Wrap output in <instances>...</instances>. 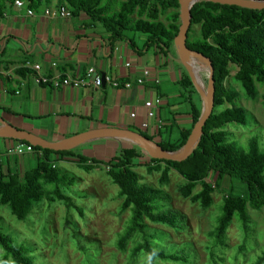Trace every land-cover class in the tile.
Returning <instances> with one entry per match:
<instances>
[{
  "label": "trees",
  "instance_id": "16d2710c",
  "mask_svg": "<svg viewBox=\"0 0 264 264\" xmlns=\"http://www.w3.org/2000/svg\"><path fill=\"white\" fill-rule=\"evenodd\" d=\"M24 1L31 7L41 8L51 0ZM112 3L115 1L60 0V5L67 6L73 15L84 12L93 21L101 23L111 33L112 42L125 39V33L131 31L148 35L147 47L158 46L164 53L174 44L181 26L179 0H121L118 12L113 11ZM169 9L175 12L170 16L173 24L167 27L159 19ZM191 15L187 45L190 50L211 60L215 71L216 98L214 112L204 128L198 148L186 161L156 160L137 145L120 149L108 162L77 155L73 150L55 152L34 147L42 152L34 169L22 175L0 174V205L9 208L19 221L27 220L35 206L44 200L62 202L70 209L74 207L73 198L63 193L62 186L69 188L73 182L63 178L55 162H76L88 173L105 166L119 189V196L124 199L122 211L131 212V221L117 241L118 249L126 253L129 245L133 244L132 258L145 255L149 264H157V261L185 263V251H168L155 245L154 241L160 236L156 230L150 231L146 224L149 220L176 231H184L187 227L186 217L168 208L170 197L162 189L141 182L136 168L145 166L150 172H161V186L169 184L171 172L176 171L186 182L181 188L183 196L191 197L205 210L213 206L216 190L224 191L223 186L229 181L231 188L224 196L214 234L217 245L225 244L227 231L235 218L247 229L250 224L248 208L264 210V143L253 139L248 149H242L230 141L231 134L225 130L226 126L238 124L246 127L249 115L246 109L235 107L238 94L226 86V81L230 76V66H235L239 71L234 80L249 98L257 99L258 85L264 87V10L203 0L192 8ZM135 16L139 19L135 20ZM196 27L200 28V36L192 38ZM226 104L233 107L225 108ZM191 115L192 128L182 131L177 142L160 143L165 151L178 152L184 148L202 116V110L193 104ZM56 156L59 158L54 160ZM198 185H201V190L194 193ZM0 248L4 251L5 262L35 264V258L25 244L15 243L11 236L1 232ZM253 264H264V252Z\"/></svg>",
  "mask_w": 264,
  "mask_h": 264
},
{
  "label": "crops",
  "instance_id": "0c3cea01",
  "mask_svg": "<svg viewBox=\"0 0 264 264\" xmlns=\"http://www.w3.org/2000/svg\"><path fill=\"white\" fill-rule=\"evenodd\" d=\"M17 1L24 6L17 7ZM114 1L113 11L118 12L121 0ZM63 8L71 13L70 18L61 16ZM174 12H163L159 21L170 26ZM179 12L181 15V8ZM148 40L146 34L128 31L125 39L112 42L111 33L101 23L84 12L73 15L60 0H51L41 8L31 7L24 0H0V120L49 143L109 128L140 134L146 131V136L159 145L162 141L177 142L182 131L192 128V105L202 112L204 109V91L197 79L200 70H196L193 58L187 59V66L182 64L175 41L164 53L158 46L147 47ZM36 66H40L39 72ZM91 68L121 86L105 83L101 88L57 89L36 82L40 76L84 77ZM126 84L132 87L125 88ZM149 101L156 105L154 119L147 118ZM146 122L149 127L144 129ZM2 128L0 123V131ZM177 131L179 136L173 140ZM18 141L0 137V154L4 155L1 175L25 174L41 159L40 151L6 155ZM134 145L126 139L108 138L88 141L71 150L108 162L120 149Z\"/></svg>",
  "mask_w": 264,
  "mask_h": 264
},
{
  "label": "rangeland",
  "instance_id": "374dc122",
  "mask_svg": "<svg viewBox=\"0 0 264 264\" xmlns=\"http://www.w3.org/2000/svg\"><path fill=\"white\" fill-rule=\"evenodd\" d=\"M199 36L200 28L196 27L192 38ZM193 62L196 70H200L197 79L201 80L199 83L206 92L209 67L201 60L196 62L194 59ZM238 71L237 67L230 66L226 86L238 94L235 107L247 110L249 124L246 127L229 124L225 130L231 134V142L248 149L253 139L264 143V87L258 85L257 99L249 98L234 80ZM226 107L233 106L226 104ZM142 132L147 135L146 131ZM178 136L177 131L173 140ZM57 167L64 179L73 182L69 188L62 186V191L73 198L74 207L69 209L62 202L44 200L35 206L27 220L19 221L9 208L0 205V232L11 236L15 243L25 244L35 258V264H149L145 255L132 258L133 244L129 245L126 253L116 246L131 221V212L122 211L124 199L119 196V189L108 174L109 169L100 166L88 173L71 162H59ZM136 172L143 184L162 189L170 197L169 209L186 217L184 231L146 220L150 231L156 230L160 236L154 241L155 245L168 251H185L187 262L178 264H253L263 254L264 210L248 208V228L235 218L227 231L225 244L217 245L214 234L224 196L231 188L229 181L225 182L224 191L216 190L213 206L205 210L191 197L183 196L181 188L186 182L176 171L171 172L170 182L165 186L159 184L161 172H150L145 166L137 167ZM200 190L201 185H198L194 193ZM4 258V251L0 248V264H12L11 261L5 262ZM157 264L177 263L157 261Z\"/></svg>",
  "mask_w": 264,
  "mask_h": 264
},
{
  "label": "water",
  "instance_id": "95a60500",
  "mask_svg": "<svg viewBox=\"0 0 264 264\" xmlns=\"http://www.w3.org/2000/svg\"><path fill=\"white\" fill-rule=\"evenodd\" d=\"M203 0H179L181 7V28L180 32L175 40V44L178 47L181 62L187 66V59L193 58L204 61L209 67L210 77L208 82L207 91L204 92V109L199 122L193 129V132L184 146V148L178 152H167L158 143L148 139L140 133L123 130V129H104L93 132H87L78 135L74 138L65 140L59 143H49L41 140L39 137L27 133L25 131L18 130L10 125L5 120H0L3 125L0 131V137L14 138L19 141H25L34 147H40L44 150H52L55 152L70 151L72 148L77 147L88 141L97 139H126L129 142L143 148L148 154L156 160H166L173 162H184L186 161L198 148L201 138L204 133V128L212 116L215 109V98H216V84H215V71L213 64L209 58L204 55L194 52L189 49L188 34L191 28V10L199 2ZM216 4L226 6H237L240 8H246L251 10H264V1L259 0H205ZM188 68V67H187Z\"/></svg>",
  "mask_w": 264,
  "mask_h": 264
},
{
  "label": "built area",
  "instance_id": "2783aa9c",
  "mask_svg": "<svg viewBox=\"0 0 264 264\" xmlns=\"http://www.w3.org/2000/svg\"><path fill=\"white\" fill-rule=\"evenodd\" d=\"M17 7H23L24 3L22 1H17L15 4ZM29 14L32 15L33 12L29 11ZM47 14H50V12H47ZM60 14L62 17L65 18H70L71 17V13L69 11H67L66 9H61ZM40 66H36L35 70L36 71H40ZM145 75H149V72H145ZM36 82L38 84H51L53 87L55 88H61V87H73V88H84L90 85H93L95 87L101 88L105 83H110L113 87L115 88H119L121 85L117 82H114L112 79L108 78V77H102L100 76L97 71L94 68H91L87 71L86 75L83 76H79L77 78H70V77H66V76H61L59 75L56 78H46V77H38L36 79ZM139 83L142 84L143 81L139 80ZM125 88H131L132 85L131 84H126L124 85ZM160 101H158L159 103ZM155 103L152 101H149L146 103V108H147V118L148 119H154L156 117V111H155ZM133 117H135V114H133ZM149 127V124L146 122L143 124V128L147 129ZM26 153H37L34 146L30 145V144H24V143H19L17 144L15 147L11 148L6 155H19L22 156ZM41 152H39L40 154ZM42 154V153H41ZM4 155L0 154V160H2V157Z\"/></svg>",
  "mask_w": 264,
  "mask_h": 264
},
{
  "label": "bare ground",
  "instance_id": "6f19581e",
  "mask_svg": "<svg viewBox=\"0 0 264 264\" xmlns=\"http://www.w3.org/2000/svg\"><path fill=\"white\" fill-rule=\"evenodd\" d=\"M192 60H194V59H192ZM196 60H197V59H196ZM197 61H200V60H197ZM197 61H196V62H197ZM203 62H204V61H203Z\"/></svg>",
  "mask_w": 264,
  "mask_h": 264
}]
</instances>
